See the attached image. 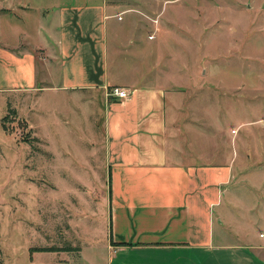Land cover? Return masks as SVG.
Segmentation results:
<instances>
[{
	"label": "crops",
	"instance_id": "0c3cea01",
	"mask_svg": "<svg viewBox=\"0 0 264 264\" xmlns=\"http://www.w3.org/2000/svg\"><path fill=\"white\" fill-rule=\"evenodd\" d=\"M168 1H176V13L166 14ZM236 1L0 0V92L34 91V137L43 138L35 118L53 116L90 153L83 163L106 170L105 264H264V131L236 143L239 126H264V117L234 126L243 105L258 101L264 115V65L226 67V77L246 82L228 89L224 80L232 98L215 118L227 126L223 145L210 130L206 150L196 151V126L175 137L169 106L180 78L158 60L201 35L215 48L235 40ZM257 1L246 0L243 12H255L256 27L264 25V2ZM250 74L256 81H247ZM113 87L126 97L107 95ZM44 93L64 97L65 117L43 105ZM77 257L50 261L77 264Z\"/></svg>",
	"mask_w": 264,
	"mask_h": 264
},
{
	"label": "rangeland",
	"instance_id": "374dc122",
	"mask_svg": "<svg viewBox=\"0 0 264 264\" xmlns=\"http://www.w3.org/2000/svg\"><path fill=\"white\" fill-rule=\"evenodd\" d=\"M131 1L144 4L149 0ZM208 1L201 0V6ZM261 1L264 2H257ZM174 2L168 1L166 14L177 12L176 8L171 10ZM236 2L239 9H233L235 28L230 34L235 40L226 46L222 41L224 43L215 48L214 44L206 43L209 35H201L204 38L201 41L186 40L185 48H180L177 54L158 58L167 64L171 77L180 78V82L176 83L180 86H174L179 97L169 106L174 126L177 127L175 137L182 140L188 131L186 125H190L191 131L196 126V132L200 135L197 136L199 143L196 142V151L206 150L208 144L204 134L210 130L218 134L216 140L223 145V133L227 126L223 121L218 124L215 118L221 119L226 98H232L229 92L223 93L224 80L228 89L238 82H246L245 76L226 77V67L248 64L257 68L264 65V34H258L262 28L264 33V25H257L261 27L257 30L256 23L253 24L255 12L243 14L246 0ZM250 2L255 3L253 0ZM201 12L202 16H213L209 10L208 14L203 9ZM245 20L250 23L242 24ZM224 26L222 24L220 27ZM244 29L248 34L254 32L256 38L250 33L249 42H244L248 37ZM178 35L181 36L174 29L172 39L175 44L179 43ZM216 67L222 72H217ZM253 75H248L247 81L255 80ZM262 86L257 85V88ZM251 93L252 89L248 93L249 99ZM34 95V91L0 92V264H53L50 261L53 257H66L72 263L78 255L80 257L75 260L77 264H105L106 170L98 168L95 161L93 168L83 163L90 153L85 147L78 146L73 136L63 132L62 125L54 123L53 116L46 114L45 119L35 118L40 123L38 133L43 138L34 137V129L28 126V122L34 121ZM41 101L52 110L59 108L61 112L57 109L58 113L66 116L63 96L44 93ZM249 102L253 103V100ZM257 102L243 105L241 110L235 108L238 116L235 117L236 123L232 122L234 126L241 120L245 122L264 117ZM263 131L260 120L242 124L236 131V143H241L242 136L247 137L254 132L255 136H251V139ZM193 144L191 141L192 148ZM47 247L59 252L40 250ZM66 247L71 248L67 254L59 249Z\"/></svg>",
	"mask_w": 264,
	"mask_h": 264
},
{
	"label": "built area",
	"instance_id": "2783aa9c",
	"mask_svg": "<svg viewBox=\"0 0 264 264\" xmlns=\"http://www.w3.org/2000/svg\"><path fill=\"white\" fill-rule=\"evenodd\" d=\"M106 94H112V95H115L117 97H120V98H124L126 97V90L124 88H121V87H113L111 88L110 90H107Z\"/></svg>",
	"mask_w": 264,
	"mask_h": 264
},
{
	"label": "trees",
	"instance_id": "16d2710c",
	"mask_svg": "<svg viewBox=\"0 0 264 264\" xmlns=\"http://www.w3.org/2000/svg\"><path fill=\"white\" fill-rule=\"evenodd\" d=\"M56 250V249H54V248H40V250ZM59 249H61V250H69V249H71V248H69V247H66V248H59Z\"/></svg>",
	"mask_w": 264,
	"mask_h": 264
}]
</instances>
